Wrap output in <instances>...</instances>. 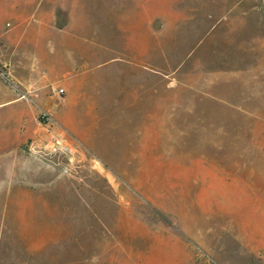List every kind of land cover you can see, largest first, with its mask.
Here are the masks:
<instances>
[{
  "label": "rangeland",
  "instance_id": "rangeland-1",
  "mask_svg": "<svg viewBox=\"0 0 264 264\" xmlns=\"http://www.w3.org/2000/svg\"><path fill=\"white\" fill-rule=\"evenodd\" d=\"M0 55V264H264V0H0Z\"/></svg>",
  "mask_w": 264,
  "mask_h": 264
},
{
  "label": "crops",
  "instance_id": "crops-1",
  "mask_svg": "<svg viewBox=\"0 0 264 264\" xmlns=\"http://www.w3.org/2000/svg\"><path fill=\"white\" fill-rule=\"evenodd\" d=\"M27 26H28V21H16L15 24L13 25V27H11L10 29H8L6 31H3V34L5 36L9 37V38H12V39H13V37H15L16 42H22L26 38V33L24 32L25 31L24 29ZM52 26L56 30V32H58V33L59 32H62L64 30V28L61 27V26H59L56 22H54L52 24ZM19 50H20V45L19 44L15 45V52H18ZM53 52H55V51H53ZM40 57H42V56H40ZM39 60H40L39 56H37V57L34 56L33 62H27V66L30 67V69H31L30 70V73L32 75L31 76L32 78H30V79L34 83H38V85H42V83L45 82V80H46L45 79V75H47V74L51 75V74L50 73L42 74V72H40V71H43V70H41L43 68H40V67L38 68L37 65H39V62H40ZM12 63L15 66L14 67V70H15V76H16L17 80H19L20 82H22L24 84V86L28 87L27 84L23 81V80H26V78L22 75V73H16L17 72L16 70H18L17 69L18 66L21 65L20 62H19V60H15V61L12 60ZM41 63L43 65L46 64V62H44V61H41ZM37 69H38V72H36ZM65 70H68L67 67L65 69H63V71H65ZM65 75H67V74H65ZM54 79H60L65 84H67L66 82L68 80L67 79V76H60V77H58V78L56 77ZM55 95L57 96L58 94L56 92H54V96ZM55 100L56 99L54 98V101ZM12 101H17V99L16 98H12L10 92H7L6 90H4L3 92H0V104L6 105V104H8V103H10Z\"/></svg>",
  "mask_w": 264,
  "mask_h": 264
},
{
  "label": "built area",
  "instance_id": "built-area-1",
  "mask_svg": "<svg viewBox=\"0 0 264 264\" xmlns=\"http://www.w3.org/2000/svg\"><path fill=\"white\" fill-rule=\"evenodd\" d=\"M0 75L4 77L16 90L21 91V89L26 90V86L19 80H17L15 76V70L14 65L12 63L11 59L4 58L0 55ZM54 92H56L58 95H61L65 89L64 87H54ZM27 91H24L21 94V97L27 96ZM40 122L44 125L51 126L54 123V116L51 110L42 108L39 113Z\"/></svg>",
  "mask_w": 264,
  "mask_h": 264
}]
</instances>
